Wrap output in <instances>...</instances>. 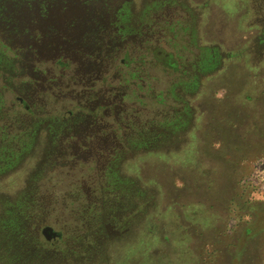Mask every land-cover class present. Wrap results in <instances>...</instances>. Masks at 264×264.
Returning a JSON list of instances; mask_svg holds the SVG:
<instances>
[{"label":"rangeland","instance_id":"374dc122","mask_svg":"<svg viewBox=\"0 0 264 264\" xmlns=\"http://www.w3.org/2000/svg\"><path fill=\"white\" fill-rule=\"evenodd\" d=\"M3 7L22 46L0 27V264H264L225 175L249 167L240 202L264 203V159L222 156L264 142L245 127L264 107V0Z\"/></svg>","mask_w":264,"mask_h":264},{"label":"trees","instance_id":"16d2710c","mask_svg":"<svg viewBox=\"0 0 264 264\" xmlns=\"http://www.w3.org/2000/svg\"><path fill=\"white\" fill-rule=\"evenodd\" d=\"M5 7H3L2 9H3V11L7 10L6 15L4 13L0 12L1 13L0 14V17H1V19H0V21H1L0 22L1 30H2V28L4 29V31H2V32L6 34L8 40L11 41V43H13V44L16 43V45L21 48L22 44H20L17 41L13 40L12 39V34L10 32H7V30H6L7 25L12 20L13 13H15V10L11 14L10 10L6 9ZM7 14L8 15L10 14V15L7 17ZM9 37H10V39H9ZM122 41H123V39H122ZM25 50H24V52H26ZM32 52L33 53H31V49H30V51L26 53L27 56H29L28 58H30V59H31L32 56L40 54V53H37L34 49H32ZM55 53L68 54V53H64V52H55ZM55 53L47 52L44 55H53ZM30 54H32L31 57H30ZM236 74H238V75L241 74L242 75V72L239 73L237 71ZM247 92L248 91L245 92L243 100L245 102L249 103L252 98H250V96L247 94ZM262 107H263V105H262ZM263 110H264V107H263L262 110H261V108L258 109L257 113L252 118V122H253L252 125H251L250 122H246L245 121V123H246L245 127L247 126L249 129H252V132L254 134L253 137H251V139H258V140L264 139V112H262ZM227 112H224V115H223L222 119H224L226 117L231 118L232 115H227L226 114ZM235 119H237V121ZM243 121L244 120L242 118L233 116V122L231 121L230 124L234 123V125L231 124L232 126H230V127L236 129V127H239V126H236V124L241 125ZM232 133L237 138H239L241 136V135H237V134L235 135L234 132H232ZM228 145H229V148H225L223 150L222 156L232 155V156L236 157V155H237V158L241 162H244V161H246V162L253 161L254 162V161H256L259 158L260 159H264V142H262V141H261V143L259 142V143L255 144V146H249L248 144L246 146L241 145V144H237V146H236V144H233V145L228 144ZM108 150H110V149H108ZM110 151H111L110 155L113 158L116 149L110 150ZM227 163H228L229 167L227 168L225 175L227 174L228 170L231 171L226 176H228V178L230 179L229 181L231 183L234 182L232 189L235 192V196L236 197H234V198H235L236 202H238L237 203L238 209L240 211H243V212L248 209L247 212H249V214L254 218L250 223L247 224V227L244 229L243 233H244V235L246 237H252V239H258L259 236H261V234L262 235L264 234V203H258L257 202V203H248V205H247V203H242L241 204V202H240L241 198H242L241 196H245L246 197V196H248V194H250L254 190V188L250 185V183L247 182V178L249 177L248 176L249 172H247V171H248L249 167L245 169V172L238 173L239 171H232V170H234V168L236 169V165L233 163V161L231 159H229V161H227ZM230 163H231L232 166L233 165L234 166L230 167ZM225 168H226V166H225V163H224V170H225ZM232 178H233V180H232ZM224 189L228 190V186H226V184L224 185ZM232 189L231 188L229 189L230 193H231ZM225 200H226V196H224L222 198V203ZM258 204L262 205V207L259 208Z\"/></svg>","mask_w":264,"mask_h":264},{"label":"water","instance_id":"95a60500","mask_svg":"<svg viewBox=\"0 0 264 264\" xmlns=\"http://www.w3.org/2000/svg\"><path fill=\"white\" fill-rule=\"evenodd\" d=\"M45 236L48 240L54 241L57 239V234H55L54 230L50 227L44 229Z\"/></svg>","mask_w":264,"mask_h":264},{"label":"flooded vegetation","instance_id":"af4514ba","mask_svg":"<svg viewBox=\"0 0 264 264\" xmlns=\"http://www.w3.org/2000/svg\"><path fill=\"white\" fill-rule=\"evenodd\" d=\"M169 6V5H168ZM168 10H170V9H168ZM172 12H175V11H173V10H171ZM204 11V10H203ZM135 33H137V32H135ZM138 34V33H137ZM139 35V34H138ZM55 234H57V233H55ZM57 239L59 238V234H57ZM56 241V240H55Z\"/></svg>","mask_w":264,"mask_h":264}]
</instances>
